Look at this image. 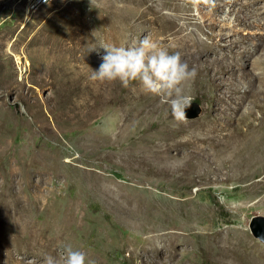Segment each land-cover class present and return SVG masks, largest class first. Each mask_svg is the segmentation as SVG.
Instances as JSON below:
<instances>
[{
    "label": "rangeland",
    "instance_id": "rangeland-1",
    "mask_svg": "<svg viewBox=\"0 0 264 264\" xmlns=\"http://www.w3.org/2000/svg\"><path fill=\"white\" fill-rule=\"evenodd\" d=\"M108 1L47 0L29 14L25 0H0V264L45 253L63 264L68 247L95 264H264L249 230L264 217V94L253 95L264 0L150 2L183 23L181 57L198 70L183 85L201 108L192 119L162 97L154 113L135 112L141 91L124 97L138 82L91 80L101 45L131 46L141 32L109 28ZM117 2L133 15V0ZM250 107L259 135L231 159L205 140L162 151L161 137L200 139L213 123L235 133Z\"/></svg>",
    "mask_w": 264,
    "mask_h": 264
},
{
    "label": "bare ground",
    "instance_id": "bare-ground-1",
    "mask_svg": "<svg viewBox=\"0 0 264 264\" xmlns=\"http://www.w3.org/2000/svg\"><path fill=\"white\" fill-rule=\"evenodd\" d=\"M31 1H35V0H25V4L26 2H28V11L26 12L29 14L35 12L40 6H42L45 3V0H39L38 2H31ZM49 1L51 0H48V2ZM151 1L152 0H133V15H128L126 14L127 12L125 13V10H127L126 5L122 6V4L121 3L119 4L117 0H110L107 2V4L105 5L103 4L105 9H101V12L104 14L105 17L104 22L107 23L109 28L114 26V24H119L122 27L133 28V32L139 30L141 32L140 35L138 36V40L142 39L145 36H150L152 40H155L160 46L166 48L170 53L178 52L181 54V46L183 42L182 40L185 37V35L182 33L183 23H180L179 19L177 18L168 19L169 17L167 18L163 16L161 13H159L156 9L152 7V3H150ZM153 24H155L159 29V33H157L158 37L155 38L152 36V33H145V30L146 29L150 30L149 27H151V25ZM222 37H223L222 35H217L215 38L222 39ZM81 42L82 40L79 38L78 45H76V49H79V51L82 52L83 44ZM215 43H217V41ZM15 59L17 63L20 62L17 57H15ZM259 62L261 64L262 60H259ZM136 85L137 86L133 89V97H132V91H129L124 97V100L130 99L127 101L128 103L131 102L132 100L138 102L139 101V99L137 98L138 96L135 95L136 92L134 91L136 89H138L137 90L138 92L141 91L140 94L142 96L141 97L142 103L140 105V108H136V109L134 108L135 112L139 111L141 115H147V114L149 115L154 113L157 109L161 108L166 104L165 102H161V101L160 103L159 100L157 99L158 96L146 94L142 90L139 83H137ZM263 94H264V83L255 86L253 95L259 98L260 95ZM256 102L257 100L255 99L254 103ZM252 110L253 109H251V107L247 108V110L244 112L243 115L238 116L235 133L226 132L227 129L225 125H221L219 123L218 124L213 123L212 125L208 126L207 129L204 127V129L206 130H204V133L200 137V139L176 138V139H172L171 141L169 140L170 142L167 143L168 142L167 140L169 138L167 136H163L158 141L162 144V151L164 153L166 150L176 147H192L196 149L200 147L198 146L199 141H203V140L211 141V143L215 147H217V149L219 148L218 150L219 153H221L223 156H226L227 159L228 158L231 159L230 155H232L234 150H236L240 145H243L245 147L251 146L252 138H255L256 135H259L257 129L261 125V116L255 118L253 116ZM134 117H135V113H133V119ZM246 264H254V263L247 262Z\"/></svg>",
    "mask_w": 264,
    "mask_h": 264
},
{
    "label": "clouds",
    "instance_id": "clouds-1",
    "mask_svg": "<svg viewBox=\"0 0 264 264\" xmlns=\"http://www.w3.org/2000/svg\"><path fill=\"white\" fill-rule=\"evenodd\" d=\"M47 3V0H45ZM105 54L101 57L98 70H91V80L119 82L128 87L138 82L146 94L165 98L173 117L186 119L190 96L183 85L198 75L195 66H189L181 54L170 53L166 48L145 36L131 46L101 45ZM63 264H95L81 250L65 249ZM42 264H61V260L45 253Z\"/></svg>",
    "mask_w": 264,
    "mask_h": 264
},
{
    "label": "water",
    "instance_id": "water-1",
    "mask_svg": "<svg viewBox=\"0 0 264 264\" xmlns=\"http://www.w3.org/2000/svg\"><path fill=\"white\" fill-rule=\"evenodd\" d=\"M201 111L197 102L191 101L186 109V119L196 118ZM249 230L260 241L264 243V217H253L249 222Z\"/></svg>",
    "mask_w": 264,
    "mask_h": 264
},
{
    "label": "built area",
    "instance_id": "built-area-1",
    "mask_svg": "<svg viewBox=\"0 0 264 264\" xmlns=\"http://www.w3.org/2000/svg\"><path fill=\"white\" fill-rule=\"evenodd\" d=\"M39 0L31 1V2H38ZM25 11H28V2L25 4Z\"/></svg>",
    "mask_w": 264,
    "mask_h": 264
}]
</instances>
